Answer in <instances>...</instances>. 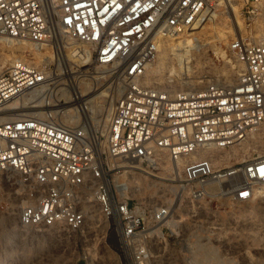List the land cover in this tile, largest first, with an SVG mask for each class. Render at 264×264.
I'll use <instances>...</instances> for the list:
<instances>
[{
	"label": "built area",
	"instance_id": "1",
	"mask_svg": "<svg viewBox=\"0 0 264 264\" xmlns=\"http://www.w3.org/2000/svg\"><path fill=\"white\" fill-rule=\"evenodd\" d=\"M262 1L0 0V36L28 44L0 68V203L20 232L42 233V264H173L196 241L223 242L213 234L220 207L264 187V35L230 16L231 2L251 18ZM211 11L228 21L235 75L156 81L158 53L177 37L189 38L180 62L193 67ZM59 29L81 45L73 66ZM44 51L51 58L37 57ZM90 64L118 88L103 130L78 117L88 109L78 94L69 91V123L55 98L56 83Z\"/></svg>",
	"mask_w": 264,
	"mask_h": 264
},
{
	"label": "rangeland",
	"instance_id": "2",
	"mask_svg": "<svg viewBox=\"0 0 264 264\" xmlns=\"http://www.w3.org/2000/svg\"><path fill=\"white\" fill-rule=\"evenodd\" d=\"M231 4L233 15L230 16L234 27L237 26V28L243 33H246L254 39L258 35H264V15L261 13L259 6L257 13L251 18H247L246 16L238 15V9L240 6L233 3ZM220 14L221 12L218 11L216 16H219ZM225 19L221 17L218 20L220 21V26H218L216 30H213L209 24L205 26L204 35L207 39V45L198 52L193 67L185 66L183 62H180L182 54L176 49L178 53L177 59L179 60L174 61L171 68L166 70L175 69L180 70L181 73H185L186 71V74L188 75L183 77L184 82L188 80H197L198 82L203 81L208 78L207 73H217L223 76L226 75V71L231 70L230 68L232 65L225 68V62H228V57L227 54L223 52L225 40L222 39V37H224L225 34H229L225 33L229 29L228 21ZM59 35L64 43L63 40L65 37L63 34L61 35L59 33ZM74 41L78 43L76 40ZM0 53L1 56H16V53L18 52H15L12 48L3 45L0 42ZM46 53L48 56L49 52L45 51V56ZM63 62L67 65L65 59H63ZM68 65H72V63H68ZM95 67V65L90 64L88 65L87 73H69V79H66V82L71 84L74 82V79H83L84 82L88 81L87 86L90 87L91 85V88L94 86L100 87V90L91 97H94L103 91H107L110 79H107V76H103V74H106L105 72L96 78H90L94 75L92 71ZM101 69L106 70L105 68ZM168 74L170 75V73ZM164 77L166 78L167 75ZM109 86L110 91L111 85ZM70 91L78 94L77 89L70 88ZM110 92L112 95H116L114 88H112V91ZM80 101L85 102V99H81ZM69 104H71V106L74 105L71 102ZM94 116L95 115L91 113L88 108L85 115L79 114L78 117L82 119L85 118L89 123L94 124ZM258 190H260L259 195H257L251 202L247 204H223L218 213L215 214V218H217L222 224L219 234H222L226 239V242L229 243V245H227L225 241H223L224 243H217L219 247L217 250L219 249L220 251L219 258L224 259V261H230L232 264H264V187ZM8 212L9 211L4 209L3 203H0V264H42V251L48 246L46 243L42 244V233H37L35 237L27 235L25 239H20L21 232L15 225V219L12 224L6 221L5 217ZM206 212L211 213V209H207ZM197 218H200L203 221H209L214 217L208 213L205 214L204 212H200ZM246 257L250 258V263L246 262Z\"/></svg>",
	"mask_w": 264,
	"mask_h": 264
},
{
	"label": "bare ground",
	"instance_id": "3",
	"mask_svg": "<svg viewBox=\"0 0 264 264\" xmlns=\"http://www.w3.org/2000/svg\"><path fill=\"white\" fill-rule=\"evenodd\" d=\"M231 3L236 4L237 6H240L237 2H231ZM231 3H230V5L232 6ZM258 6L261 10V13H263V15H264V1L260 2ZM54 13H55V11H54ZM217 14H218V11H216V12L211 11V12H209V15H208L209 25L211 26V28L213 30H216V28L218 26H220V21H218V20L221 17H223V19H225V17L223 16L222 13L219 16H216ZM227 32H229V29ZM260 32H262V31H260ZM59 33L61 35L63 34L61 29H59ZM258 34H260V33H258ZM63 36L65 37V39L63 41H64L65 45L68 46V48L66 49V53L63 55V59H65L66 63H76L77 60L73 57V54L71 53V51L74 48L81 47V45L79 43H76L74 40L68 38L66 35L63 34ZM0 42L3 45H6L7 47L12 48L15 52H19L22 49L28 47V44L25 42H15L13 39H11L9 37H5V36H0ZM189 43H190V40L187 36H180V37H177L175 39L170 40L169 44H167V48H164V49L159 51L158 56H157V62L152 67V70H151V72L154 76L153 78H155L156 81H161L162 79H164L165 78L164 74H166L167 72L170 73L171 76L173 75L175 78L176 77L180 78V76H181L180 70H175V69L166 70V69L171 68V65L173 64V62L179 60V59H177L178 58L177 50L179 52H181V54H183L185 51L180 50L181 46L188 45ZM44 53H45V51L42 53H38L37 57L38 58L44 57L45 56ZM46 56H47V53H46ZM14 57H16V56L15 55L14 56H1V53H0V68L5 65V63L9 60V58L12 59ZM48 57L51 58L50 53H48ZM86 61L87 60L85 59L82 63H79V65L83 66L86 63ZM86 64H89V63H86ZM98 67H100V66H96L93 69L92 73H94V75L91 76L90 78H96L100 74L106 72V70L101 69L102 67H100V68H98ZM230 69L231 70L226 71V73H225L226 75H224L227 78L233 77L237 71V68L234 69L231 67ZM103 76H105V74H103ZM181 80L184 81L183 78ZM184 83L189 84V85H198L200 82H198L197 80H193V81L188 80ZM60 84H63V83L58 82L55 84V91L54 92H55V98H57L58 100H60L63 103L62 104V113H61V117L63 118V120L66 123H69V121H72V118L74 116H76V111L71 106V104H69L71 101L69 99V91H70V88H73V89H77L78 97H80V99H85V102L88 104L89 111L95 115L94 116V124L98 125L100 127V129L103 130V128H105V126H106V122H107V118H108V112L110 110V105L113 101L114 95H112L111 92L107 90V91L101 92L100 94H98L94 97H91L97 91L100 90V87L94 86L93 88H91V85H90V87L87 86L88 81L84 82L83 79H81V80H75L74 79V82L69 84V86H64V85L59 86ZM114 91H115V93H117L118 88L114 89ZM85 113L86 112L84 111V112H81L80 114L85 115ZM249 147L250 148L256 147V148L261 149L259 144L251 145ZM246 149H247V147H245L243 150L245 153H247ZM136 180H138V179L136 178ZM139 181H140L139 183L142 185V187H144V193L146 196L152 197L155 195L154 189H152V188L147 189L146 188L147 184H146L144 179H141ZM259 191H257V193H256L257 195H259ZM7 211H9V212L7 213V215L5 217L6 221L8 223L12 224L13 220L15 219L14 218V212L11 209H9ZM213 234L215 236L214 237L215 239L226 242V239L224 238V236H222V234L220 235L218 231L214 232ZM27 235L28 236L31 235L30 237H33V236L35 237V235H37V233H35L33 231H26V230L21 231V238L20 239H25ZM38 236H40V235H38ZM219 243H221V242H219ZM189 247H190L189 248L190 253H189V256L187 258H184L183 256H175L174 255L173 258L171 259V262L173 264H232V263H230V261H224V259L219 258V251L217 250L218 247L213 245V244H210L209 242H198V241H196V242L190 244ZM246 262L250 263L249 257H246Z\"/></svg>",
	"mask_w": 264,
	"mask_h": 264
}]
</instances>
